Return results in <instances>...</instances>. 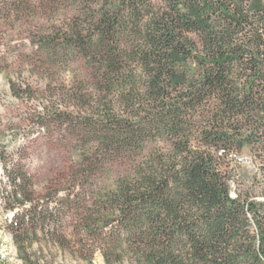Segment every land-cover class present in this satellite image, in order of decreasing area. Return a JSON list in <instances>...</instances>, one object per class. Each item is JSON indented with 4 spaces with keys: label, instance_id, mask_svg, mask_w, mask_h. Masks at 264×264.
Instances as JSON below:
<instances>
[{
    "label": "trees",
    "instance_id": "1",
    "mask_svg": "<svg viewBox=\"0 0 264 264\" xmlns=\"http://www.w3.org/2000/svg\"><path fill=\"white\" fill-rule=\"evenodd\" d=\"M43 5L72 12L32 33L46 86L9 84L49 99L37 124L74 141L79 184L38 191L0 143V230L21 264H49L43 243L104 264H264V0ZM36 9L0 0V68L3 26ZM0 264H13L1 236Z\"/></svg>",
    "mask_w": 264,
    "mask_h": 264
},
{
    "label": "rangeland",
    "instance_id": "2",
    "mask_svg": "<svg viewBox=\"0 0 264 264\" xmlns=\"http://www.w3.org/2000/svg\"><path fill=\"white\" fill-rule=\"evenodd\" d=\"M32 1L37 5L36 12H27L19 21L14 19L12 25L3 26L6 36L5 62L3 68H0V143L6 146L14 159H20L21 164L33 174L38 191H64L73 187L77 190L79 180L72 178L74 167L78 164L77 151L75 146L70 147L74 141L66 140L63 131L54 123H51L49 128L37 124L35 114L44 104L49 103V99L45 96L17 98L9 84V81L15 86L31 84L37 91L45 88L48 81L47 70L41 64L40 58L30 55L32 33L36 25L59 23L72 14L71 9L67 7L52 11L45 7L46 4L43 5V0ZM77 66L72 64L70 68L65 67L57 71L58 83H62V80L67 83L71 78L72 69ZM55 103L64 107L61 99L55 100ZM248 155L245 150L241 155L244 160L239 161V169L244 173L242 178L246 182L256 167L253 162L245 160ZM120 170V165L114 168L116 173ZM1 176L0 166V179ZM237 186L236 183L232 184L234 188ZM0 236L4 254L9 256L13 264H21L16 257L10 235L0 230ZM35 248L39 249V246L36 244ZM41 248L49 264H104L99 253L89 262L54 245L43 243Z\"/></svg>",
    "mask_w": 264,
    "mask_h": 264
},
{
    "label": "built area",
    "instance_id": "3",
    "mask_svg": "<svg viewBox=\"0 0 264 264\" xmlns=\"http://www.w3.org/2000/svg\"><path fill=\"white\" fill-rule=\"evenodd\" d=\"M235 158L238 160V161H243V157L242 156H239V155H235Z\"/></svg>",
    "mask_w": 264,
    "mask_h": 264
},
{
    "label": "bare ground",
    "instance_id": "4",
    "mask_svg": "<svg viewBox=\"0 0 264 264\" xmlns=\"http://www.w3.org/2000/svg\"><path fill=\"white\" fill-rule=\"evenodd\" d=\"M235 156V155H234Z\"/></svg>",
    "mask_w": 264,
    "mask_h": 264
}]
</instances>
